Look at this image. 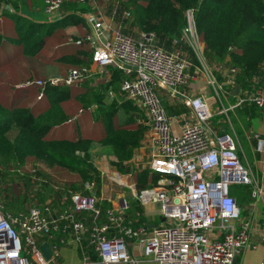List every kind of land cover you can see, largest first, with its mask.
Returning <instances> with one entry per match:
<instances>
[{
  "label": "built area",
  "instance_id": "obj_1",
  "mask_svg": "<svg viewBox=\"0 0 264 264\" xmlns=\"http://www.w3.org/2000/svg\"><path fill=\"white\" fill-rule=\"evenodd\" d=\"M65 1L87 7L77 10L88 30L75 42L82 38L88 42L91 63L104 75L109 76L111 67L122 69L124 77L119 90L145 113L144 121L149 129L145 159L140 163L134 160V167L150 168L160 176L157 185L139 190L127 176L122 182L111 176L116 183L126 185L129 192L116 195L101 220V197L93 191L86 194L70 191L66 204L60 200L62 207L46 200L12 212L4 209L0 200V264H53L60 245L68 242L85 244L95 254L90 260L85 256L79 264L124 261L136 264L138 259L129 248V240L142 230L150 233L138 238L141 254L156 264H235L237 255L248 245L251 219L242 214L243 207L229 189L235 184L249 185L254 204L263 187L256 181L251 166L241 161L236 136L210 128L212 111L203 95L188 96L182 91L194 69L218 97L223 83L233 82L234 67H230V75L223 82L215 78L194 29L193 7L184 11L186 22L180 37L174 38L167 49L159 44L154 31L138 29L135 34H128L108 27L97 0H42L43 12L54 13ZM122 14L131 20L127 8ZM181 42L192 57L183 53ZM89 74V66L82 65L69 68L63 75H47L23 84L31 81L38 84L40 89L35 95L40 98L46 83L71 84ZM157 87L189 106V114H179L176 130L171 126ZM107 93L113 95L110 90ZM243 99L252 100L263 108L264 114V85L246 92L227 108ZM85 186L91 187L89 183ZM130 199L157 205L163 222L149 227L142 221L141 225L133 226L126 215ZM43 241L49 243L50 258H45L40 250Z\"/></svg>",
  "mask_w": 264,
  "mask_h": 264
},
{
  "label": "trees",
  "instance_id": "obj_2",
  "mask_svg": "<svg viewBox=\"0 0 264 264\" xmlns=\"http://www.w3.org/2000/svg\"><path fill=\"white\" fill-rule=\"evenodd\" d=\"M111 1L120 2L129 10L130 24L139 30L156 32L159 44L167 49L174 38L180 37L186 22L184 11L193 7L194 29L203 43L206 62L211 65L225 60L229 68L234 67L233 78L239 85V97L264 85V0ZM1 2L4 6L0 11V68L9 67L16 75L29 72L24 81L0 82V200L4 209L11 212L25 210L50 196L53 197L51 204L61 207L59 201L63 199L66 204L69 191L82 194L93 191L98 195L100 172L90 159L88 146L91 140L108 144L115 162L121 167L122 162L131 158L147 130L141 121L142 111L119 90L120 80L124 77L122 69L109 68L106 79L94 80L86 76L71 84L46 83L39 99L28 105H16L2 93L9 92L11 86L25 89V93H36L40 89L33 81L23 84L34 79L30 75L34 60L47 59L51 66L66 69L89 66L91 47L83 38L79 43L75 42L87 32L85 20L79 13L68 12L59 18L38 21L24 16L18 9L23 6L43 10L42 0ZM68 25H75L77 34H62L61 30ZM53 39L61 41L50 54H44L47 41ZM23 59L28 61L27 65L22 64ZM19 83L22 87L16 86ZM225 86L231 90V85ZM108 90L113 93L110 97ZM233 108L236 115L229 123L219 121L218 132H230L233 127L238 143L244 149L243 128L248 130L250 117L259 114L262 108L250 99H243ZM120 111L124 113L123 117L119 116ZM67 122H71L70 126ZM89 122L90 126L86 127ZM29 159L53 166L67 178L59 184L41 174L38 176L46 178L34 177L25 183L23 178H28L30 173L20 171L18 167ZM159 176L147 167L131 170L137 190L157 185ZM21 180L20 189L17 183ZM86 183L91 184V189L85 186ZM249 191L247 184L233 185L229 189L239 204L248 201ZM128 204V217L134 226L141 225L142 221L148 223L142 204L135 199H130ZM100 205L103 213L110 204L104 198Z\"/></svg>",
  "mask_w": 264,
  "mask_h": 264
},
{
  "label": "crops",
  "instance_id": "obj_3",
  "mask_svg": "<svg viewBox=\"0 0 264 264\" xmlns=\"http://www.w3.org/2000/svg\"><path fill=\"white\" fill-rule=\"evenodd\" d=\"M100 5V11L104 20V23L108 27H114V28H119L122 32L128 33V34H135L138 30V28L135 27V25H132L129 23V19L125 18L122 14L123 8L120 12L121 18L115 19V16L110 15L113 11H116V8H113L110 10L109 13H106L105 11V6H104V1L103 0H97ZM109 3L111 2L110 0ZM117 4H120L119 2ZM111 5V4H110ZM116 5V4H115ZM2 6H4V2L0 1V11ZM86 7L85 5H76L72 1H65L62 6L54 12L51 16H47L45 12L41 9V12L44 15L42 17V13H39V10L37 8H32L28 9L27 7L20 6L18 9V12L23 14L24 16H28L34 20L38 21H48L51 19L59 18L62 16L64 13L68 12H75L77 13V9L79 10L81 7ZM113 6V5H112ZM118 6V5H117ZM116 6V7H117ZM104 7V8H103ZM87 8V7H86ZM17 12V11H16ZM87 25V24H86ZM87 30H88V25H87ZM62 34H77V28L75 25H68L66 27H63L61 30ZM61 40L59 39H53V41L50 42L49 45H45V53L44 54H50V52L53 50V48L60 43ZM203 45V43H202ZM182 51L184 54H186L188 57H192L191 54L189 53V50L187 47L182 46ZM22 64L27 65L28 61L23 59L21 61ZM51 61H48L47 59L45 60H34L33 62V67L30 69L32 77L34 78H46L47 75H63L68 69L66 67H53L50 65ZM213 68L216 69L215 71L218 72L219 68L221 66H226L228 69L227 72L229 71V65L227 61H222L217 64H212ZM66 69V70H65ZM89 77L92 79H101L104 77L105 79L108 77L104 75L102 72H100L97 67L93 63L89 65ZM63 73V74H61ZM192 76L190 79H188L187 83L185 86L182 88V91L185 92L186 95L188 96H193L196 93H200L203 95L204 100L206 101V104L209 106V108L212 111V116L209 119V126L212 130L215 132H218L219 126L221 122H228L230 118L235 116V111L233 106L231 108H227L231 103L236 102L237 98L239 95H234L232 94V90H228V88L225 86L226 84L223 83L221 90L222 93L225 92L227 93V96L222 97L221 99L216 97L212 91H210L209 87L205 84L204 77L200 73H195V70L191 72ZM223 73V72H222ZM35 74V75H33ZM16 73L12 72L11 68H0V82H9V81H24L26 80L27 76L29 75L28 71H22L20 74L16 75ZM230 75V73L225 74L223 73V78L219 80V82H223L224 79L227 78V76ZM218 76V75H217ZM233 82H235L233 80ZM20 85L16 84V86ZM231 89H232V83H230ZM263 86V85H262ZM239 90V88H238ZM240 91V90H239ZM156 92H158L161 102L164 106V109L166 110L167 114L170 116V121H171V126L173 129L176 130V128L179 127V114L184 112L189 114V106L188 104L184 101L181 100L178 97H171L169 96L168 92L164 88L157 87ZM20 101L25 103L24 105L31 104L35 100L39 99L36 97V93H33L29 91L28 93H25L24 91H20ZM122 93V92H121ZM239 93V92H238ZM246 92H244L245 94ZM243 94V95H244ZM124 95V94H123ZM112 96L111 94L108 97ZM125 96V95H124ZM180 97V96H179ZM228 98V99H227ZM135 106L142 111L144 116L141 118V121L144 122L145 124V113L140 108V106H137L136 103L133 101ZM93 106H91L92 108ZM225 109V110H224ZM124 113L119 112V116L123 117ZM218 123L216 125V123ZM146 125V124H145ZM216 125V126H215ZM90 126V122L87 123L86 127ZM147 126V125H146ZM230 127V126H229ZM248 130H245L243 128V145L244 149H242L240 145V159L241 161H246L247 164H249L252 168L253 174L255 176V179L257 182H259L260 185H262L263 189L260 195L258 196L257 199H255L254 204H252V200L249 196L247 199L248 201L246 203L240 204L243 207L242 214L243 215H248L250 216L251 219V226L248 231L247 237H248V245L245 246L241 252L237 255L235 264H264V114H263V108L259 114L253 115L250 117V120L248 122ZM234 131L236 130L233 127H230V132H223V133H228L230 135L234 134ZM149 129H147L142 138L140 139V144L139 146L135 147L133 150V154L131 158L125 160L124 165L121 166L115 162L116 158L114 154L112 153V149L108 144H101L100 142L96 140H91L88 149H89V155L90 159L95 166L100 172V178L106 175V177L110 180L111 179V173L115 172L116 174H119L117 172V169H110L108 167L107 170L103 171L104 169L101 168L103 161V158L105 156H110L113 163L112 166L114 168H117L116 166H119L118 169H126L127 174L123 176H127V180L133 184V181L131 179V170L135 165L134 160H139L138 162L140 163L141 160L145 159V152H146V135L148 134ZM219 133V132H218ZM237 133V132H236ZM238 137V136H237ZM238 139V138H237ZM238 141V140H237ZM239 145V143H238ZM246 149V151H245ZM94 152H102V158L100 160H95L93 161L92 154ZM242 157V158H241ZM103 161V162H102ZM120 175V174H119ZM113 181V180H112ZM115 182V181H114ZM121 182V181H120ZM90 184V183H89ZM117 185H120L125 189L124 193L129 192V188L126 185H121L119 183H116ZM102 185L101 182L99 184L100 190L99 194L97 196L101 197L102 199H106L109 201V204H111L115 198L116 195H119L121 193L117 191H110L109 193L102 192ZM134 185V184H133ZM239 185V184H237ZM91 186V184H90ZM135 186V185H134ZM87 187V186H86ZM91 189V187H88ZM70 192V191H69ZM250 192V191H249ZM122 193V195L124 194ZM53 199L52 196H50L46 200ZM45 200V201H46ZM62 200V199H60ZM44 201V202H45ZM60 202V201H59ZM55 206L54 204H52ZM59 207V206H56ZM62 207V206H61ZM142 209H143V215L145 216L146 220L148 221V226H157L161 221V217L159 214V207L155 205L154 203L148 202L146 204H142ZM126 215L128 217V209H126ZM103 218V213L101 212L99 216V220ZM130 221L132 222L131 217H128ZM132 225L134 226V222H132ZM150 233V230H142L135 239H130L129 240V248L133 254V256L138 259L136 264H156L152 259L148 258L147 256H142L141 254V249H140V244H139V237H142L143 235H148ZM87 257V259H93L95 258V254L92 252L90 247H86L85 244H77L75 242H68V244H61L58 250V256L56 257L55 261L53 260V264H79L83 262V258ZM108 264H131L130 262L124 261V262H116V263H108Z\"/></svg>",
  "mask_w": 264,
  "mask_h": 264
},
{
  "label": "rangeland",
  "instance_id": "obj_4",
  "mask_svg": "<svg viewBox=\"0 0 264 264\" xmlns=\"http://www.w3.org/2000/svg\"><path fill=\"white\" fill-rule=\"evenodd\" d=\"M103 1H104V6H105L106 13H109L110 10H112L113 8H116V11L115 12L113 11L110 15L115 16L114 17L115 19L121 18L120 12H121V10L124 7L122 6V4L120 2H119L120 4H117V3H112L111 0H110L111 1L110 3L107 0H103ZM39 13H42L41 10H39ZM45 14L47 16H51L53 13H45ZM45 14L42 13L40 15H42V17H44ZM49 44H50V42L47 41V45H49ZM227 69L228 68L226 66H221V68H219L218 72L215 71L216 69H214V68H212V72L215 74V78L219 81L220 79L223 78V73H224V75L230 73V72H227L228 71ZM33 75H35V74H33ZM11 87L12 88L9 90V92L2 93V95L4 97H6L8 100H12L16 105H24L25 103L20 101V97H21L20 96V94H21L20 91H25V89L14 87V86H11ZM26 93H28V92H26ZM224 96H227V93H225V92L222 93V90H220L218 98L221 99ZM70 123L71 122H67L68 126H70ZM234 135L237 138V133L235 131H234ZM101 153L102 152H94L92 154V157H91L93 159V161L100 160V158H102ZM103 161H102L103 163L101 165V168L104 169L103 171L107 170L108 167H109L110 169L111 168L114 169V170L117 169V172L121 176L122 175H126L128 173L126 169H123V168L122 169H118L119 166H116L117 168H114L112 166L113 161H112L110 156H105L103 158ZM18 169L20 171H26L27 173H30V176L28 178H23V182H25V183L26 182L28 183L30 181V179H33L34 177L46 178L45 176H38V175H41V174L48 175L49 177H51L52 181L54 180L55 182H57L59 184H60V182H62L64 179L67 178L66 174L62 173L60 170L54 168L53 166H48L47 167V166H45L43 164V162L38 161V160L32 161L31 159H29L26 162H24L21 166H19ZM109 175H111V174H109ZM100 182H101V184H103L102 185V192L103 193H105V192L109 193L110 191H112V192L117 191V192L122 194L125 191V189H123L122 186L115 184V182L110 180V179H108L106 177V175H104L103 177L100 178ZM23 185H24V183H23ZM235 185H237V184H235ZM17 187L20 188V189L22 188V180L17 183Z\"/></svg>",
  "mask_w": 264,
  "mask_h": 264
},
{
  "label": "water",
  "instance_id": "obj_5",
  "mask_svg": "<svg viewBox=\"0 0 264 264\" xmlns=\"http://www.w3.org/2000/svg\"><path fill=\"white\" fill-rule=\"evenodd\" d=\"M238 88H239L238 83L232 82V89H231L232 94L237 95L239 92ZM39 247H40V250L42 251L43 256L45 258H50L51 249L49 248V243H47L46 241H43L41 242Z\"/></svg>",
  "mask_w": 264,
  "mask_h": 264
},
{
  "label": "bare ground",
  "instance_id": "obj_6",
  "mask_svg": "<svg viewBox=\"0 0 264 264\" xmlns=\"http://www.w3.org/2000/svg\"><path fill=\"white\" fill-rule=\"evenodd\" d=\"M111 176L114 177L118 181H124V176H120L119 174H116L115 172L111 173Z\"/></svg>",
  "mask_w": 264,
  "mask_h": 264
}]
</instances>
